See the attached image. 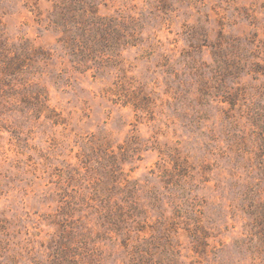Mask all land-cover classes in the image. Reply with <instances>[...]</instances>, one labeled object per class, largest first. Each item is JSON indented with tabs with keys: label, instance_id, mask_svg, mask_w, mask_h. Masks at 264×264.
I'll return each mask as SVG.
<instances>
[{
	"label": "rangeland",
	"instance_id": "obj_1",
	"mask_svg": "<svg viewBox=\"0 0 264 264\" xmlns=\"http://www.w3.org/2000/svg\"><path fill=\"white\" fill-rule=\"evenodd\" d=\"M68 1L0 0L30 69L0 105V264H264V0H82L116 24L82 63L55 24ZM203 79L237 106L203 102ZM117 161L141 186L123 235L81 201Z\"/></svg>",
	"mask_w": 264,
	"mask_h": 264
},
{
	"label": "trees",
	"instance_id": "obj_2",
	"mask_svg": "<svg viewBox=\"0 0 264 264\" xmlns=\"http://www.w3.org/2000/svg\"><path fill=\"white\" fill-rule=\"evenodd\" d=\"M68 2V5L63 3V6L58 5L57 7V21H55V24L61 27L64 33V37L60 41L63 42L68 53H71L78 59V62L80 61L82 63L87 58H94V55L98 57V42L109 41V37L111 36L110 32L116 33L114 30L116 24L112 23L111 25L107 18L99 16L98 10L94 5H89L91 7V15L86 13L83 4H86V1L69 0ZM113 22H116V20ZM112 26L114 27L113 31L111 30ZM27 49L29 48H21L20 46L14 48V51H12L6 41L0 40L1 106L3 105L1 103L5 101L10 91H17L15 89V75L17 74L19 77L30 71L29 64H26ZM103 55L106 56V54ZM231 74L232 71L228 73L229 76ZM222 75H224V79L225 74ZM223 83L224 80H221L219 86H211V83L208 82L207 84L204 79L201 80L202 87L200 92L204 96L203 102L209 104L210 92L212 89H216L219 92L222 91L225 93L220 103H229L232 106L231 109L235 108L239 93L237 95L231 94L228 90H225L226 86ZM23 85V91L26 93L24 96L25 99L28 98L29 100V98H33L36 101L35 106L37 111L49 109L45 103L48 101V97L44 95L43 89L28 83ZM29 92L30 94L32 93L31 97L27 96ZM262 147L264 148V145ZM120 165L119 161L115 162V166L109 171L108 177L99 178L94 183L91 182V179L81 180L82 186L80 187L81 189L86 188L87 190L85 191L86 194L81 198L82 206L87 209V214L84 216L86 220L95 221L97 226L106 227L117 235H123L130 220L134 219L135 216H139V213H141L137 199L141 186L137 180H130ZM66 205V217L74 218L75 213H82L84 211L83 209H78L79 203L77 202L76 196H72L66 202ZM82 218L83 216H80L78 220L82 222ZM133 221L135 222L136 220L134 219ZM82 223L85 224V222ZM137 223L140 224V222Z\"/></svg>",
	"mask_w": 264,
	"mask_h": 264
}]
</instances>
